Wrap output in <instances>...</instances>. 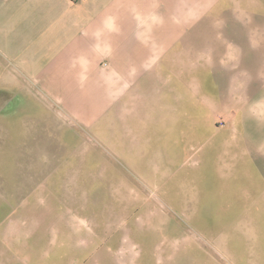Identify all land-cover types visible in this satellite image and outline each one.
I'll return each mask as SVG.
<instances>
[{"label":"rangeland","instance_id":"obj_1","mask_svg":"<svg viewBox=\"0 0 264 264\" xmlns=\"http://www.w3.org/2000/svg\"><path fill=\"white\" fill-rule=\"evenodd\" d=\"M30 7L8 3L0 16L41 21ZM230 16L226 61L240 67L193 69L196 80L179 84L192 104L182 120L199 113L201 126L178 170L191 207L155 196L153 208L120 207L108 150L86 133L78 143L84 133L38 97L23 118L37 133H23L21 149L0 142V264H264V0Z\"/></svg>","mask_w":264,"mask_h":264},{"label":"crops","instance_id":"obj_2","mask_svg":"<svg viewBox=\"0 0 264 264\" xmlns=\"http://www.w3.org/2000/svg\"><path fill=\"white\" fill-rule=\"evenodd\" d=\"M241 1L0 0V8L28 3L31 18L41 20L18 26L23 18L0 16L1 148L21 149L22 134L37 133L23 118L35 114L29 106L40 97L84 133L78 143L88 134L108 150L110 192L120 207L153 208L155 196L167 208H190L184 194L192 185L178 170L182 142L196 143L201 126L199 113L195 125L182 120L192 104H184L179 84L196 80L193 69L229 75L240 67L226 61L223 38L232 28L220 22L231 21Z\"/></svg>","mask_w":264,"mask_h":264}]
</instances>
